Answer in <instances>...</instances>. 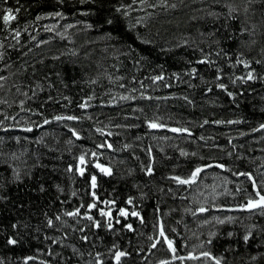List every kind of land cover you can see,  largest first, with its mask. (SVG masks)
Wrapping results in <instances>:
<instances>
[{"label":"trees","instance_id":"obj_1","mask_svg":"<svg viewBox=\"0 0 264 264\" xmlns=\"http://www.w3.org/2000/svg\"><path fill=\"white\" fill-rule=\"evenodd\" d=\"M121 2L132 4L128 16L115 10L114 6ZM172 3L179 7L160 5L139 10L133 0H85L84 4L79 0H65L64 4L59 0H0V40L5 53L0 61V76L6 77L0 81V97L8 101L0 103L4 109L0 120L7 114V123L39 125L31 129L0 128V137L4 138L0 153L7 154L0 155V178L5 183L0 196L7 197L0 199V264H73L77 259L81 264H94L95 252L102 254L104 264H116L112 259L116 249L108 251L113 243L130 253L122 257L120 264H158L161 260L167 264H216L209 257L189 258L185 255L189 251H212L223 257L224 264H264V209L213 207L246 203L249 195L254 196L251 180L245 175L237 176V172L251 171L258 183L264 181V129L258 128L264 123V64L257 63L264 59V21L260 12L264 4L257 3V11L247 13V20L243 12L238 19L229 20L226 16L216 19L207 15L213 8L226 11L213 0H169ZM7 7L13 8L15 18L6 23L3 15ZM59 8L69 15L36 20L38 14ZM80 8L94 11L82 13L77 11ZM109 17L111 25L106 22ZM137 18H142V23L137 24ZM85 21L96 27L87 28ZM129 23L134 26L130 28ZM252 23H257L255 37L240 32L241 26L251 28ZM65 24L73 27L64 29ZM48 25H55V31ZM11 28L20 31L18 39H13ZM62 30L73 40L62 37ZM250 39L255 43H248ZM41 40L45 42L39 43ZM217 47L223 48L225 54L216 53ZM75 48L80 52L73 54ZM200 49L203 54L212 53L215 65L199 61ZM228 52L231 57L226 55ZM237 52L253 60L249 67L256 69L259 79H237L248 70L242 64H228L229 58L235 61ZM193 66L198 69L196 76L185 71ZM217 66L224 73L217 82L227 84L228 91L237 94L235 97L213 82ZM160 72L167 75L154 81L152 77ZM177 72L179 78L174 75ZM209 86L211 91L206 90ZM145 92L147 96L141 95ZM121 93L135 99H122ZM48 96L53 99L48 100ZM88 96L93 99L85 101ZM185 96L189 99L185 100ZM112 98L116 104L100 103ZM21 99L25 101L23 108L18 103ZM85 102L89 107L80 106ZM37 108L43 116L29 111ZM60 113L82 119L40 123ZM148 119L189 127L192 132H176L173 127L150 128ZM217 120L225 123H214ZM68 125L82 135L75 137ZM97 127L108 131L97 132ZM16 136L21 139L16 141ZM109 142L113 147H107ZM181 149L189 154L182 155ZM93 150L102 155L91 157ZM82 151L90 160L109 165L111 174L101 172L92 163L83 176L69 171L68 164L74 163ZM11 152H16L17 158L13 159ZM213 160L229 167L216 164L202 170L191 184L174 179V175L187 176L197 164ZM5 161L17 164L24 178L14 181L11 163ZM149 165L154 168L152 173L144 170ZM92 172L97 174L94 190L100 198L98 206L107 207L102 202L115 199L118 206L139 210L144 219L120 217L114 208L117 231L113 233L105 227H92L82 215L67 216V211L80 207L81 213L91 211L100 218L97 209L86 207L94 199ZM58 184L63 192L58 190ZM260 187L264 190V184ZM129 196L133 197L132 205L127 204ZM200 207L207 211L197 212ZM57 213L60 220H55ZM230 214L233 219L226 220ZM47 216L54 218V226L47 224ZM129 221L133 229L124 227ZM17 222L19 226L13 229L12 224ZM161 222L167 235L175 240L176 260L170 259L173 253L166 241L154 239L159 236ZM85 224L89 225L84 229L89 241L81 239L80 229ZM254 224V235L245 242L243 235ZM210 232L216 234L210 237ZM228 232L234 235L228 236ZM8 235L17 236L19 242L8 244ZM56 237H63L65 244L53 243ZM72 244L83 256L73 252ZM25 256L33 259L25 261ZM181 256L184 259H179Z\"/></svg>","mask_w":264,"mask_h":264},{"label":"snow or ice","instance_id":"obj_2","mask_svg":"<svg viewBox=\"0 0 264 264\" xmlns=\"http://www.w3.org/2000/svg\"><path fill=\"white\" fill-rule=\"evenodd\" d=\"M65 0H59L60 4H64ZM79 2L81 4L85 3V0H79ZM214 3H218L221 6H223L226 11L225 12H220L217 9L213 8L209 11H207V15L211 16V17H215L216 19H219L222 16H226L227 19L229 20H235L239 18V14L241 12H243L244 15V19H248L247 13L252 12L255 13L257 11V8L255 7V5L257 3L260 4H264V0H239V2H237V0H213ZM134 4H138L139 5V10H143L144 8L147 7H151L153 9L157 8L160 5H163L165 7H171V8H177L179 7V5L177 3H172L169 4V0H156V3H146V0H133ZM115 10L117 12H123L124 16H128L130 14V12L133 10L132 8V4H126V3H118L115 6ZM204 8H208V5H203ZM16 12L19 11V9L15 10ZM77 11L82 12V13H89L94 11L93 9H86V8H80ZM261 12V20L264 21V8L260 9ZM14 10L11 7H7L4 15H3V19L4 21L7 23L8 21L12 20L15 18L14 16ZM235 14V15H234ZM69 15V13L65 12L63 10V8H59L57 10L54 11H47V12H43L41 14H38L36 16V20H40L42 17H65ZM72 15H75V13H72ZM146 15H151V13H147ZM109 25H111L113 23V20L109 17L106 21ZM251 22V21H250ZM76 23H79V21H76ZM87 26V28L91 29L96 27V25L92 24L89 21H85L84 22ZM137 24L142 23V18H137L136 20ZM130 28L133 27L134 25H132L131 23H129L128 25ZM225 27H227L228 25H224ZM47 28H50L52 31H55V25H48L46 26ZM73 25L72 24H65L64 25V29H70L72 28ZM25 28H28V25L25 24ZM257 28V23H252L251 28L245 27V26H241L240 28V32L241 33H250L251 37H255L256 36V31L255 29ZM11 32L15 33V37H13V39H18L20 37V31L17 28H11L10 29ZM60 35L62 37H67L70 41L73 40V36H71L66 30H62L60 32ZM105 35L110 36V33H106ZM138 38L140 39H144V37L139 36ZM52 37H49V39H51ZM33 40L36 39L35 36L32 37ZM45 41L41 40L39 41V43L43 44ZM150 42V41H149ZM3 41L0 40V61H2L5 58V53H4V49H3ZM182 43L187 44L188 41L187 40H182ZM219 44V41L217 42ZM248 43H255L254 39H250L248 41ZM9 47H14V45H9ZM216 53L218 54H225V50L221 47H217L215 49ZM80 52L79 48H75L72 49V53H78ZM201 52V56L199 57V61L201 63H207V64H211V65H215V60L212 59V53H208V54H203V49H200ZM261 52H264V47L261 48ZM84 55H88V53H84ZM227 56L231 57V52L226 53ZM41 59H43V57H41ZM228 64L232 65L233 67L235 66V64H242L245 66L247 70L246 75H240L237 77V79L239 80H257L259 79V77L255 74L256 73V69L255 68H250L249 66L252 65L253 60L249 59L247 57H244V53L243 52H237L236 53V58L235 61H233L231 58L228 59ZM189 63H192L191 61H189ZM257 63H261L264 64V59L257 61ZM4 68H7L8 65L5 64L3 65ZM25 68H27V65H25ZM33 71H35V69H33ZM185 71H187L191 76H196L198 75V69L193 66L189 69H186ZM223 70L221 68H219L217 66V71H216V76L213 78V82H217L219 81L220 77L223 76ZM167 74L164 72H160L157 75H154L152 77V79L154 81H161L165 78ZM177 78H179L180 73H175L174 74ZM6 79V77L4 76H0V81H4ZM96 78L94 77L93 80H95ZM133 80L136 79L135 76L132 77ZM50 83V82H49ZM73 83H75V81H73ZM216 86L219 87L220 89L225 90L226 92H228L229 96H233L235 97L237 94L235 92H229L228 91V85L225 83H216ZM207 91H211V86H209L207 89ZM243 91V89L241 90ZM34 95V94H33ZM141 95L147 96L148 93H141ZM170 95H177L176 93H171ZM121 97L122 99H135V97L133 96H129L127 94H123L121 93ZM48 100H52L53 97L52 96H48L47 97ZM70 100V97L67 98ZM93 99V97L88 96L85 97L84 100L88 101ZM185 100H188L189 97L185 96L184 97ZM0 103L3 104H8V101L3 99L2 97H0ZM18 103L20 104L21 108H23L25 101L23 99L19 100ZM101 104L104 103H109V104H116L117 100L115 98L109 99L107 101L105 100H101L100 101ZM83 108H87L89 107L88 103H82L80 105ZM29 111H33L35 113L40 114L41 116H43V113L40 112V109H29ZM0 112H4L3 108H0ZM15 117V114H13V118ZM7 114L5 116L4 120H0V128H27V129H31L33 127H39V125H34L32 123H7ZM26 119V118H25ZM80 120L82 119V117L76 116L74 114L69 115L67 113H60V114H56L54 116H48L46 118H44L43 120L40 121V123L42 124H48L50 121L52 120H56V121H65V120ZM242 119V117H241ZM207 122V121H205ZM233 121H227V123H232ZM146 123L148 124V126L150 128H161V127H173V130L176 132H182V133H191L192 129L189 127H174L171 125H166V124H162V123H158L156 119H148L146 121ZM214 123L217 124H222L225 123V121L223 120H217ZM71 128V132L74 134L75 137H80L82 135V133L80 131H78L76 128L71 127V125H68ZM259 129H264V123H260L258 125ZM97 132H107L108 129L107 128H102V127H97L96 128ZM254 131V129H253ZM240 135H243V133H240ZM14 139L16 141H19L21 138L19 136L14 137ZM201 139H204V137L202 136ZM231 139V138H230ZM4 142V138L0 137V144H3ZM71 142V141H69ZM104 144H101L100 147H104ZM128 145H125V147H127ZM107 147L111 148L113 147V145L111 144V142L107 143ZM182 155H188L189 153L185 150V149H181L180 150ZM23 153H21L22 155ZM0 155H7L6 153H0ZM11 157L13 159L17 158V153L16 152H11L10 153ZM99 155H102V153H98L95 150H93L91 152V157H97ZM192 155H196V153H192ZM229 155H231V153H229ZM5 163H11L13 172H12V178L14 181H19L22 180L24 177L23 175H21V169L20 167L17 166V164L12 163L11 161H5ZM92 163L95 165V167L97 169H99L101 172L104 173H108L111 174L112 172V168L104 163H101L98 159H93L90 160L88 157V154L84 151L80 152V154L78 155V157H76V160L74 163L72 164H68L67 168L69 171L75 170L76 172H78L81 176H83L85 174V172L87 171V166ZM212 164H217L220 168H227L229 167V165L225 164V163H221L218 160H213ZM210 167L209 164H197L191 171V173L187 176H181V175H174L172 173H170V175H174V179L178 182V183H183V184H191L193 182H195L198 178V175L201 173L202 169L208 168ZM147 173H152L154 171V168L149 165L144 169ZM30 174V173H29ZM237 176H241V175H245L247 176L250 180H251V184L252 187L255 189V194L253 195H249L247 198V202L246 203H240V204H234V205H227L228 207H237V208H245V209H264V190H262V188L260 187V184H264V181H260L259 183L257 182V178L255 175H253V173L251 171L248 172H237L236 173ZM90 182H91V187L93 189V191L91 192V196L94 197V199L87 203L86 207L87 209H97L100 215V218L97 219L96 216H94L92 214L91 211H84L83 213H81V209L80 207H76L73 208L71 211H67L66 215L69 217L72 216H78V215H82L83 217H86L90 223L91 226L96 228V229H100L101 227H105L109 230H112V232L114 233L115 231H117L114 227L113 224V220L117 219L114 214H113V209L116 208L118 209V213L120 215V217H127L129 215L134 216V217H138L140 220H143L144 217L141 214V212L139 210H136L135 208L130 209L129 207L126 206H118L117 205V201L115 199L112 200H104L102 203L105 205H108L107 207H100L97 204V201L100 199L99 196L97 195L96 191L94 190L96 188V184H97V174L95 172H92L90 175ZM5 187V183L3 178H0V188ZM41 190H43L44 186L41 185ZM57 188L59 191L63 192L64 189L58 184ZM72 195H76L75 192L72 193ZM217 195H219V193H217ZM233 195H235V193H233ZM0 199H4L6 200L7 197L6 196H0ZM127 204L128 205H132L133 204V197L129 196L127 198ZM226 205H218V204H214L213 207H225ZM197 212H206L207 209L204 207H200L196 209ZM61 219V215L60 213H57L55 216V220H60ZM217 220H219V218H216ZM226 220H231L233 219L232 217H225ZM46 222L49 226H54V218L52 216H47L46 218ZM221 223L223 221H220ZM64 223H67V221L65 220ZM206 223V221H205ZM19 226L18 222L17 223H13L12 224V228L15 229ZM89 225L85 224L84 228L80 229V232L82 233L81 239L83 241H89V236L84 232V229H86ZM73 228H75V225L72 226ZM125 228L127 229H133V224L129 221L128 223H126L124 225ZM257 225H251L250 229L248 231H246V233L243 235V240L245 242H247L249 240L250 237H252L254 235L253 231L251 229L256 228ZM216 233L214 232H210L209 236H214ZM68 233H64L63 236H67ZM228 236H233L234 233L233 232H228L227 233ZM46 238L47 234H46ZM155 240H163L166 241L167 243V247L169 249H171L173 255L170 257V259L172 260H176L177 256L175 255L177 249H176V245H175V240L172 237H169L167 235V233L165 232L163 223L161 222L160 226H159V236L154 237ZM19 242L17 236L15 235H8L7 236V243L8 244H12L15 245ZM53 243H61V244H65V240L63 239V237H56L55 239H53L52 241ZM212 241L209 240L207 243H211ZM186 243V242H185ZM205 243L204 241H201V244ZM71 248L73 250V252L77 253L78 256H83L82 252H79L77 250V247L75 244L71 245ZM113 249H116L115 251V255L112 257L113 260L116 261V264H120L122 257L125 256H129L130 253L126 250L123 249H119L116 243H113L111 245V247L108 249L109 253L112 252ZM50 250V249H49ZM40 251H43V249H41ZM90 256H92V253H89ZM187 257L189 258H197V257H209L211 258V260L215 261L216 264H224V260L222 256H217L214 255L212 251H201V252H197V251H189L185 254ZM94 264H104V257L102 256V254L100 252H95L94 254ZM23 259L25 261L31 260L33 259V257L31 256H25L23 257ZM36 259H39V257H36ZM179 259H184V256L179 257ZM45 264H50L49 261H45ZM73 264H81V261L79 259L75 260L73 262ZM89 264H93L92 261H89ZM158 264H167L166 261L161 260L158 262Z\"/></svg>","mask_w":264,"mask_h":264},{"label":"water","instance_id":"obj_3","mask_svg":"<svg viewBox=\"0 0 264 264\" xmlns=\"http://www.w3.org/2000/svg\"><path fill=\"white\" fill-rule=\"evenodd\" d=\"M208 164L210 165V167L216 165V164H212V163H208ZM205 169H207V168H205ZM205 169H202V170H205ZM238 209H240V208H237V207H228L227 205L225 207H216L215 208V210H238ZM115 263H116V261H115Z\"/></svg>","mask_w":264,"mask_h":264},{"label":"rangeland","instance_id":"obj_4","mask_svg":"<svg viewBox=\"0 0 264 264\" xmlns=\"http://www.w3.org/2000/svg\"><path fill=\"white\" fill-rule=\"evenodd\" d=\"M226 217H233V214H230V215H226Z\"/></svg>","mask_w":264,"mask_h":264}]
</instances>
